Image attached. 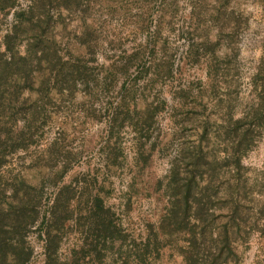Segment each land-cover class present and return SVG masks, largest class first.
I'll return each instance as SVG.
<instances>
[{
    "label": "rangeland",
    "instance_id": "obj_1",
    "mask_svg": "<svg viewBox=\"0 0 264 264\" xmlns=\"http://www.w3.org/2000/svg\"><path fill=\"white\" fill-rule=\"evenodd\" d=\"M3 71L0 264H264V0H0Z\"/></svg>",
    "mask_w": 264,
    "mask_h": 264
},
{
    "label": "trees",
    "instance_id": "obj_2",
    "mask_svg": "<svg viewBox=\"0 0 264 264\" xmlns=\"http://www.w3.org/2000/svg\"><path fill=\"white\" fill-rule=\"evenodd\" d=\"M6 73L5 71H3V74L0 73V89L4 86V89H7L8 87H12V85L10 84V82L7 80V76H5ZM4 80V85L1 84V81ZM15 83V82H14ZM16 87V86H15ZM2 247H5V246H2ZM2 264H6L7 262H9L10 264H21V260L18 259V260H8L6 258V256H2Z\"/></svg>",
    "mask_w": 264,
    "mask_h": 264
}]
</instances>
